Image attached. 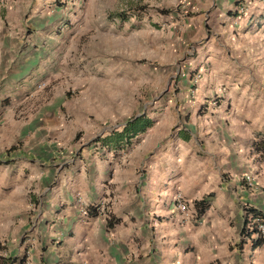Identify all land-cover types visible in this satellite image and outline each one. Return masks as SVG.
<instances>
[{
  "label": "crops",
  "instance_id": "obj_1",
  "mask_svg": "<svg viewBox=\"0 0 264 264\" xmlns=\"http://www.w3.org/2000/svg\"><path fill=\"white\" fill-rule=\"evenodd\" d=\"M22 1L0 11V207L25 209L31 223L6 255L117 264L130 241L164 253L168 241L192 264H264V244L229 249L243 209L264 213V146L256 149L264 144V0H193L201 80L182 74L176 100L167 93L160 108L152 102L144 113L153 125L117 150L92 139L123 124L115 123L118 87L109 93L96 77L80 79L88 63L75 70L74 58L59 55L65 44L41 41L55 26L49 8L36 14L33 0ZM177 193L193 202L212 193L200 223L182 220ZM87 204L99 206L96 216L82 214ZM35 205L37 229L28 215ZM109 217L119 222L108 227Z\"/></svg>",
  "mask_w": 264,
  "mask_h": 264
},
{
  "label": "rangeland",
  "instance_id": "obj_2",
  "mask_svg": "<svg viewBox=\"0 0 264 264\" xmlns=\"http://www.w3.org/2000/svg\"><path fill=\"white\" fill-rule=\"evenodd\" d=\"M0 1L2 16L24 3ZM33 3L36 14L49 8V13L54 15L55 26L40 34L43 44H65L59 55L74 58L68 66L75 70L88 63L89 68L78 76L80 79L96 77L97 82L105 87L107 84L109 93L111 86L118 87L121 109L115 123L151 111L155 100H161L156 103L160 108L167 93L176 100L174 93L181 90L182 74L193 72V84H198L205 71L201 63L197 66L193 63L202 36L193 29L198 20L191 14L193 0H33ZM162 10L170 12L166 14ZM187 21L190 25H186ZM186 91L193 96L195 89L188 87ZM80 133L77 132L75 139ZM98 136L91 139L97 142ZM39 195L43 196L35 191L36 205ZM36 205L28 214L35 216V229L39 226L36 220L40 213ZM25 213V209L19 208L9 214L0 207V245L5 247L3 251L0 249L1 254H8L16 247L19 236L28 233L31 222L28 218L29 224L25 223ZM159 219L163 221L162 217ZM138 242L133 245L130 241L127 252L113 261L117 264H192L194 261L189 255L181 257L179 247L168 241H163L164 250L168 249L166 253L159 248L144 250ZM215 260L210 264H215ZM203 263L208 264L205 260Z\"/></svg>",
  "mask_w": 264,
  "mask_h": 264
},
{
  "label": "trees",
  "instance_id": "obj_3",
  "mask_svg": "<svg viewBox=\"0 0 264 264\" xmlns=\"http://www.w3.org/2000/svg\"><path fill=\"white\" fill-rule=\"evenodd\" d=\"M163 13H169L170 10H162ZM134 13V12H133ZM69 97V93L67 92L66 98ZM154 120L146 116L145 113L138 115L136 117H131L127 119L123 124H121L120 130L114 129L109 134L103 136L96 137L95 140H98L100 144L106 148L112 147L114 150H117L122 147L130 146L133 141L137 139V136L144 132L148 127L152 126ZM264 144L260 146H256V149H263ZM17 148V145L11 146L7 152L14 151ZM4 162V160H0V163ZM212 193H208L202 199L195 201L194 205L197 208L199 213H203L204 210L208 207V201ZM99 210L96 207H91L89 215L94 217L98 214ZM254 218H262L264 220V213L261 211L252 208L246 207L243 209L242 214V223L239 232V238L236 242L229 246L230 250H236L240 252L244 245L249 242L251 250L261 246L264 244V235L259 234L258 229L253 223ZM118 223L119 219H113L109 217L107 220V226L110 227L112 224ZM1 251L5 250V247L0 245ZM26 261V255L23 253L22 255L14 254V255H4L0 253V264H24Z\"/></svg>",
  "mask_w": 264,
  "mask_h": 264
},
{
  "label": "built area",
  "instance_id": "obj_4",
  "mask_svg": "<svg viewBox=\"0 0 264 264\" xmlns=\"http://www.w3.org/2000/svg\"><path fill=\"white\" fill-rule=\"evenodd\" d=\"M174 203L176 209L180 212L182 220L184 222L195 221L200 223L201 222V215L198 213L194 202L192 200L186 199L182 193H177L174 197ZM97 210H99V206L95 205ZM82 214L85 216H90V206L87 204L81 210ZM253 223L255 224L256 228L258 229L259 234L264 235V220L262 218H254Z\"/></svg>",
  "mask_w": 264,
  "mask_h": 264
}]
</instances>
